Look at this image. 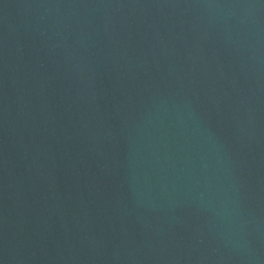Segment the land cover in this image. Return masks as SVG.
<instances>
[{
  "label": "water",
  "instance_id": "1",
  "mask_svg": "<svg viewBox=\"0 0 264 264\" xmlns=\"http://www.w3.org/2000/svg\"><path fill=\"white\" fill-rule=\"evenodd\" d=\"M0 264H264V0H0Z\"/></svg>",
  "mask_w": 264,
  "mask_h": 264
}]
</instances>
